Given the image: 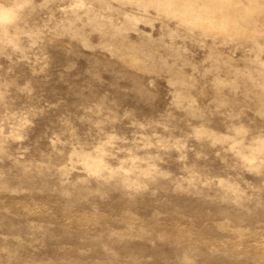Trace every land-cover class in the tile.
Here are the masks:
<instances>
[{"label": "rangeland", "instance_id": "374dc122", "mask_svg": "<svg viewBox=\"0 0 264 264\" xmlns=\"http://www.w3.org/2000/svg\"><path fill=\"white\" fill-rule=\"evenodd\" d=\"M0 264H264V0H0Z\"/></svg>", "mask_w": 264, "mask_h": 264}]
</instances>
